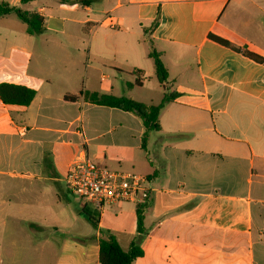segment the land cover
<instances>
[{
  "label": "crops",
  "instance_id": "0c3cea01",
  "mask_svg": "<svg viewBox=\"0 0 264 264\" xmlns=\"http://www.w3.org/2000/svg\"><path fill=\"white\" fill-rule=\"evenodd\" d=\"M7 4L24 10L21 0ZM75 4V13L86 12L84 19L54 16L45 5L25 11L44 16V30L66 34L74 58L84 45L75 25L91 26L88 56L111 71V95L148 105L159 103L147 101L137 89L153 94L151 100L179 96L164 107L160 129L149 134L144 148L146 129L139 116L59 90L77 81L78 66L74 74L53 80L29 72L22 58L12 59L13 46L0 51V83L37 91L29 106L5 105L0 99V264H101L103 230L123 249L130 248L137 237V204L97 211L68 194L66 173L83 156L150 178L143 256L133 264H264V63L209 39L214 34L264 58V0ZM147 38L148 49L141 42ZM169 47L195 53L190 76L177 86L180 77L165 61ZM140 49L143 58H134ZM153 50L169 73L163 84L156 77L153 85L148 78L156 75ZM177 59L182 61V53ZM136 79L142 86L128 87ZM123 80L126 89L115 93ZM84 209L97 211V228ZM57 222L67 233L58 244Z\"/></svg>",
  "mask_w": 264,
  "mask_h": 264
},
{
  "label": "rangeland",
  "instance_id": "374dc122",
  "mask_svg": "<svg viewBox=\"0 0 264 264\" xmlns=\"http://www.w3.org/2000/svg\"><path fill=\"white\" fill-rule=\"evenodd\" d=\"M80 0H40L37 3H28L23 6L24 10H36L38 5H45L48 9L50 14L58 17H66V19L71 18H82L84 19L86 16V12L80 8L78 13L74 12V8L77 6L75 4ZM7 3L8 0H0V5L2 3ZM67 24L70 23V20L66 22ZM77 28L78 34L83 35L84 45L81 48L80 53L76 54V58L74 56L75 51L71 47L72 45L69 43L66 34L59 32V30H44L40 34L31 35L27 31V26L24 21H22L15 13L7 14L6 16H0V39H3L2 43H0V51L8 52L10 48L13 46V58H22L24 63L27 66V70L31 73L40 75V76H48L53 80H56L59 76H67L70 74H74L75 69L80 70L76 72L78 79L75 83L71 84L68 87L60 88V91H64L68 94H79L81 90L87 91H97L101 94H110V80L109 77H112V73L108 69H104L101 64H99L93 57L88 56V38L91 26L86 24L84 25H75ZM71 32V31H70ZM99 32H108L106 29H99ZM144 45V48L148 49L150 46V41L143 40L141 41ZM158 48V46H155ZM159 49V48H158ZM26 52V54H24ZM182 53L183 59L182 61H178L177 55ZM29 54V55H28ZM73 54V55H71ZM142 56L143 53L140 54L136 53L134 58ZM144 60L152 63L144 55ZM165 61L169 65L172 75H177L180 77L179 81L177 82L176 86L182 83L183 81L186 82L188 77L191 74V69L195 66V53L190 49H177L175 47H169L167 49V53L165 56ZM24 66V65H23ZM76 67V68H75ZM184 72L179 74L180 70ZM85 70L87 71V76L85 78ZM107 75V80L102 78V75ZM150 77L151 84L155 85L158 84L155 74H149L148 78ZM122 87L116 88L115 93H121L124 89H126V83L123 80L121 83ZM137 93L143 94L147 101H155L154 104L160 103V99L158 100H151L154 99V95L148 93L147 91L137 89L135 91ZM136 95V94H135ZM110 170H116L115 168H108ZM119 171V170H117ZM125 172H133L140 175L139 172L132 171V170H122ZM145 176V175H144ZM69 188V187H68ZM69 191L68 194L76 199L79 200V197L74 194L70 188L67 189ZM61 205H64V202H61ZM71 207H75V205H71ZM58 212V210H57ZM57 218L60 216L57 213ZM58 221V220H57ZM57 232H56V242L58 244L59 241H62L65 236L67 235L66 229L62 226V222H57ZM55 254H58V248H56ZM52 254L50 253V257Z\"/></svg>",
  "mask_w": 264,
  "mask_h": 264
},
{
  "label": "trees",
  "instance_id": "16d2710c",
  "mask_svg": "<svg viewBox=\"0 0 264 264\" xmlns=\"http://www.w3.org/2000/svg\"><path fill=\"white\" fill-rule=\"evenodd\" d=\"M31 1L35 0H21L23 4L29 3ZM89 1L90 0H80L81 3H88ZM11 12H14L22 21L27 24V31L29 34H40L44 31L43 19L38 14L31 13L16 7H9V5L4 2L0 5V16ZM209 39L234 51L242 52L244 56L249 57L257 63H264V58L262 56L247 49L242 50L224 38L210 34ZM150 57L154 61L157 79L161 84L165 83L168 80L169 73L160 58V54L153 50L150 53ZM135 71L139 72L140 70ZM133 86H142V81L140 79H136L135 82L128 83V87ZM36 94L37 91L35 89L25 85L8 82L0 83V99L5 105L29 106L35 99ZM79 95L83 96V99L86 102L100 106L117 108L139 116L143 120L146 129L143 136L144 148H146V142L149 134L151 132H157L160 129V115L164 107L179 96L178 93L165 95L163 100L158 105H148L127 96L101 94L99 92L85 90H81ZM71 98L76 99L77 96ZM151 205V195L145 204L137 205V237L131 243L128 250H125L121 247L117 238L110 231H100L99 262L101 264H133L136 259L143 256L141 242L147 233L144 225V214ZM84 214L87 221L97 228L99 225V214L97 211H88L84 209Z\"/></svg>",
  "mask_w": 264,
  "mask_h": 264
},
{
  "label": "built area",
  "instance_id": "2783aa9c",
  "mask_svg": "<svg viewBox=\"0 0 264 264\" xmlns=\"http://www.w3.org/2000/svg\"><path fill=\"white\" fill-rule=\"evenodd\" d=\"M38 15L44 22V16ZM108 20L111 26L117 25L111 16H108ZM66 183L74 194L93 205L97 211L116 203L145 204L151 195L148 176L110 170L86 156L77 157L69 166Z\"/></svg>",
  "mask_w": 264,
  "mask_h": 264
}]
</instances>
